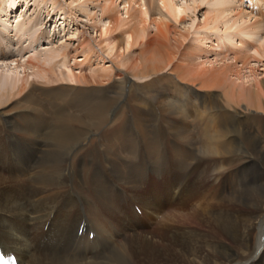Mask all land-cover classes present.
<instances>
[{
    "label": "bare ground",
    "instance_id": "1",
    "mask_svg": "<svg viewBox=\"0 0 264 264\" xmlns=\"http://www.w3.org/2000/svg\"><path fill=\"white\" fill-rule=\"evenodd\" d=\"M201 1L214 7L204 25L212 32L225 29L230 41L234 30L258 36L262 24L248 31L252 20L235 0H70L104 25L106 56L82 46L87 38L74 47L72 65L71 43L43 58L0 48V66L7 65L0 67V121L12 126L0 129V246L18 264H231L242 247L251 264H264V120L256 116L264 111V78L253 68L242 75L244 67L234 75L237 61L233 69L225 62L189 69L206 50L174 37L169 26ZM17 2L0 0V13ZM247 3L264 21L259 1ZM90 4L100 8L98 17ZM259 46L252 53L264 60V36ZM119 66L150 89L130 93L131 113L120 101L130 83L114 70ZM165 69L168 86L155 92L150 79ZM230 71L239 82L228 80ZM89 78L96 86L80 85ZM119 112L120 121L105 128ZM92 133L100 134L97 144L88 141ZM11 146L15 157H4Z\"/></svg>",
    "mask_w": 264,
    "mask_h": 264
},
{
    "label": "rangeland",
    "instance_id": "2",
    "mask_svg": "<svg viewBox=\"0 0 264 264\" xmlns=\"http://www.w3.org/2000/svg\"><path fill=\"white\" fill-rule=\"evenodd\" d=\"M18 1L19 2H17L15 9L10 10L11 8L6 3L7 6L3 7L4 10L2 13H0V38H2L1 36L3 33V40L0 41V48L4 49L6 47L9 51L13 52L15 57H18V58L24 57L27 59L28 57H33L34 55H37V54L39 57L43 58L46 56L45 54L49 51V49L59 48V47L64 46L66 43H69V44L71 43L68 52L70 56L69 63L72 65V63H74V60H73V54L75 53L74 47H77L80 50V48L84 46L85 44L91 43V45H93V47L95 48L96 54L100 53L101 56L103 54H104L103 56H106V53L103 52V49H102L103 44L101 43V40H100V33L103 31L104 25H102L101 23H95L97 18H95L94 21L90 20V18L82 14L78 10V8H76L75 6L74 7L71 6V4H69L70 0H18ZM178 1L186 2V1H192V0H178ZM258 1L264 7L263 0H258ZM235 3L239 9L247 12V16L250 17V19L252 20L250 21L252 23L249 22L250 25L249 26L247 25L249 29L248 31L254 32V30L255 31L257 30L258 27L255 26V22L258 24V26L262 24L259 27L260 30L258 29L260 33L257 31L258 32L257 37L252 38L251 36L246 35L245 37L241 38V34L237 33L239 31L234 30V34H236V36L234 37V39L230 41L227 39L228 32L225 31V29H222L223 31L219 30V31L212 32L210 26L204 27L206 17L209 14H211L212 11L214 10V7H212L207 2L199 3V5L196 7L195 10L187 9L188 14L185 15V18L182 21H178V23H170L171 24L169 26L170 30L171 31L173 30L172 35L174 37H177L179 39L181 38L182 40L185 41L186 44L192 43L193 45L196 43L199 46H201L203 50H206L205 52L203 51V53L199 52L201 56H198L196 59L193 60L194 64L192 62L190 64V67L188 66L189 69L191 70L198 69V66L199 68H203V67L204 68H211V67L217 68L218 66H221V64L223 65L225 63L229 65L231 63V66L233 69V66H234L233 63L236 64L235 61H237V64L236 66H234L233 71L231 70L233 73L237 71V69H241V67H244L242 68L243 71L241 70V74L243 75L245 72L247 74V71L249 70V68H253L257 73H259V78L262 79L264 78V60L262 58H258L257 56L254 57V54L252 53L255 48L257 49L258 47H260L259 39H261L264 36L263 35L264 34V21L260 20L262 18V15L258 14L257 15L258 18L255 16V14L253 15V13H251L252 14L251 15L250 10L253 7L249 5V3H247L246 0L245 1L235 0ZM89 7L90 9H92L91 11H93L92 14L95 13L96 17L100 15L101 13L100 8H94L92 4H90ZM259 8H260V5H258V7L256 8L257 11ZM254 9L255 8H253V11L255 12ZM259 12H260V9H259ZM150 25L151 26L149 30L151 31V33H154L156 31V28L153 24H150ZM250 26H253V27H251L250 29ZM31 32H32L31 35L35 37L29 36ZM83 33L85 36L83 35ZM109 34L111 37H113L116 34L118 35L119 32L110 30ZM182 34L186 38L182 37ZM121 37L122 36L118 35L117 39L121 40ZM31 38H35L36 40L30 43ZM85 38H87V41L89 42L84 41V44L80 46L79 43L82 42ZM198 41H201V42H198ZM138 49H139L138 46L134 48V50H137V51ZM79 50L78 52L81 53ZM237 54H239L240 57L242 58V61H244V65L243 63H241V59L240 57H238L239 55ZM11 57H13V55ZM98 57L95 54L92 55L94 63L97 62V59H99ZM107 57H106L107 59L106 62L109 61V59H111ZM226 57H227V60H225ZM237 58H239L240 61ZM6 59L9 60L10 58H6ZM6 59H5V62H6ZM29 60L30 62H34V63L37 62V60L33 58H30ZM197 61H200V62H197ZM203 61L207 63V64H204V66L201 65ZM245 62H248V64L246 65ZM110 64H112L111 61L109 63H106V65H110ZM212 64L216 66H213ZM8 65L12 66L13 63L10 62ZM192 65H193V68H191ZM44 66H48V64L46 63L44 64ZM0 67L6 68L7 65L5 66L2 64ZM84 70L86 71V74H89V69L86 66ZM114 70L116 71L117 74L124 76L130 83L129 87L125 91V95H123L120 98V101L124 103V105L127 103L130 97L129 96L130 93L134 95L142 94L143 96H147V94L150 93V89H146L144 88V86H142L145 82H142V80L136 78L132 70H129L124 66H119L118 69H114ZM231 71L228 74V80L230 82L232 81V79L233 80L237 79L236 76H234L236 72L233 75ZM167 73L168 74L170 73L169 69H165L164 72L162 71L161 73L157 75H153L151 77L150 82L153 83L151 85L152 90L156 92L155 88H157V85L159 86L158 89L159 88L161 89L162 88L161 86L163 87L168 86V84L163 83L164 79H167L166 77V75H168ZM175 79L176 77L174 75H169L168 80L175 81ZM37 80H41V79H37ZM184 81L182 82V80H180L181 84H186V83L192 84L191 82H188V81L184 82ZM57 83H60V82H57ZM42 84L39 82V84L37 85L41 86ZM95 84L96 83L92 82L90 78L80 83V85L83 87H94L96 86ZM195 85L198 87V84H195ZM56 86H59V84ZM30 88L31 86L28 87L27 90H29ZM41 88L42 87L36 88L34 92L35 95H37L38 98H40L41 100L46 101L49 110H53L51 109L52 105L48 104V102L49 103L52 102L51 98L47 97L46 95H43L41 93ZM215 92H219L222 94L223 89H215ZM205 95L207 96V93H205ZM126 105L127 106L124 108L123 111L129 112L128 111L129 104H126ZM0 110H2V108ZM121 113L122 112H119L111 120L109 119V121L106 122V125L104 127L111 128L115 126L116 122L120 121L119 116H121ZM262 113L263 114L257 113L256 116H261L262 119L264 120V111H262ZM11 127L10 125H6L4 123H1L0 121V129H3V128L10 129ZM99 138H100L99 133H92V136L88 138V141L90 143H96L98 141L97 139ZM98 143L100 144V142ZM13 153H14L13 147L11 146L5 151V155L3 156L11 157L12 155V157H15V154ZM197 156L198 157L196 158L198 159L199 155ZM232 179L234 178L232 177ZM229 182L230 181H228V183ZM164 210L165 208L161 210V213H163ZM157 220L151 223V225L158 227L160 224L158 225L155 224ZM262 221L264 222V217ZM258 234H260V229L256 228L255 230H253L252 236L249 239L248 245H249V251L251 255H254L257 250L258 238H259ZM123 239H125V236L122 239H120V241H123ZM235 250H237V254L239 257L235 258L231 262V264H251L250 260L248 259L249 256H247L248 248L242 247L240 249H235Z\"/></svg>",
    "mask_w": 264,
    "mask_h": 264
}]
</instances>
